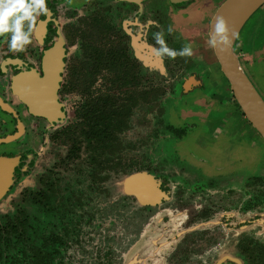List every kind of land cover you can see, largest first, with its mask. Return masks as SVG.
I'll use <instances>...</instances> for the list:
<instances>
[{
	"label": "flooded vegetation",
	"instance_id": "af4514ba",
	"mask_svg": "<svg viewBox=\"0 0 264 264\" xmlns=\"http://www.w3.org/2000/svg\"><path fill=\"white\" fill-rule=\"evenodd\" d=\"M223 1L46 0L48 12L36 17L30 32V42L23 50H10V34H0V134H3L0 136H3L0 138V147L10 146L8 144L20 140H32L39 144V130L52 131L46 136L48 139L54 137L56 132L66 134V129L57 131L55 126L65 113L62 96L69 95L78 86H82L83 90L87 89L91 80L98 77L108 81L111 85L110 93L103 99L78 107L77 122L69 132L77 131L90 139L118 138V134L128 123L131 112L137 107V101L151 102V72L173 79L172 90L178 91L179 103L183 104L187 114L184 118L188 119L180 127L170 128L177 139L175 147L173 146L176 155L188 136L201 124L197 123L196 118L203 119L210 111L212 115L213 109H224L226 112L231 107V113L244 125L242 132H246V127L250 128L264 142V138L249 123L237 104L219 63L217 66L221 76L219 75V84L216 85L217 58L210 43V32L212 18ZM169 28L171 32L168 31ZM158 32L162 33L165 45L176 51L175 56L158 54L157 49L161 46L154 35ZM185 45L191 48V55L179 54V50ZM73 46L80 54L71 57L69 52ZM56 48L62 51V71L59 72L56 88L58 113L49 120L31 110H39L40 107L45 109L51 104L46 101L45 95L51 82L47 84L45 81L48 69L54 65ZM252 84L254 85L253 82ZM257 92L264 100V96L258 90ZM40 95L44 98L43 103L38 101ZM160 96L159 93L157 99ZM205 125L207 124L202 123L201 127ZM212 129L211 134L215 139H209L211 143L219 139L216 137L219 129ZM240 154L243 155H233L228 166L217 167L213 172H205L199 165L192 166L205 180L210 181V184L198 182L190 186L194 191L209 192L211 206L208 205L211 210L206 211L211 216L206 219L211 217V237L208 238L211 240V247L216 246V239L223 237L225 229V233L230 232L226 246L237 247L234 253L229 251V254L213 260L211 264H264V237L258 236L260 229H264L263 173L258 166L250 172L251 167L248 166L251 165L242 162L247 153ZM0 158L14 160L7 177L9 183L1 200L10 192L14 183L26 175L27 170L18 168L20 161H23L22 156L11 151L0 150ZM181 160H184L183 157ZM137 170L123 179V194L133 198L143 208L163 204L169 194H166L162 183L151 170ZM251 175L255 177L251 178L254 180L252 183L248 181ZM130 178V188L126 191L125 180ZM199 195L204 197L206 193L201 192ZM49 199L44 206L47 215L56 213V206H61L51 203L53 200ZM203 200L206 201V198ZM180 209V215L187 218L184 222L186 225L189 208L183 204ZM66 214L67 210L64 216ZM49 216H45L48 222L51 221ZM193 220L189 219L188 224ZM59 224H63V218H60ZM6 229L7 236L3 230L0 233V264H63L62 260L55 262L57 255L60 251H67L71 239L78 237L77 232H73L71 236L68 232L65 234L66 230L62 234L54 231L41 232L37 228V221L27 218L16 220L8 228L6 225ZM188 229L187 226L177 239L178 249L176 247L177 252L171 258L176 264H185L186 253L201 241L198 240L199 235L189 236L188 233L192 232H188ZM37 236L42 238L37 241ZM205 237L206 235L203 239L206 240ZM230 238H234V241ZM11 244L20 251L16 255L7 254L2 259L3 248L9 251ZM97 249V252L87 255L91 260H86L83 264L112 263L109 248ZM236 251L239 253L236 254ZM168 260L169 258L164 264H168Z\"/></svg>",
	"mask_w": 264,
	"mask_h": 264
},
{
	"label": "rangeland",
	"instance_id": "374dc122",
	"mask_svg": "<svg viewBox=\"0 0 264 264\" xmlns=\"http://www.w3.org/2000/svg\"><path fill=\"white\" fill-rule=\"evenodd\" d=\"M69 53L71 57L80 54L75 46ZM234 53L243 71L248 72L247 76L264 96V4L239 32ZM217 63L216 60V85L220 75ZM150 78L151 102L137 101V107L118 138L90 139L80 132H69L77 122L78 107L103 99L110 93L111 85L98 77L91 80L87 89L78 86L69 95L62 96L65 113L55 126L57 131L66 129V134L56 132L48 139L46 136L52 131L39 130V144L20 140L0 147L1 151L22 156L23 161L18 168L27 170L26 175L14 183L10 192L0 200V233L3 230L7 236L6 225L8 228L9 224L24 218L37 221L38 230L44 233L54 231L62 234L66 230L65 234L68 232L71 236L77 232L78 237L71 239L67 251H60L56 257L55 262L62 260L63 264L86 263V260H91L87 255L99 247L110 249V264H164L167 258L168 264H176L171 258L178 249L177 239L187 226L188 232H192L188 233L189 236L199 235L198 240L201 241L191 245L185 264H211L237 248L226 246L230 236V232L225 233L226 229L223 237L216 239V246L211 247L208 239L211 237V217L206 219L211 216L206 211L211 210L209 192L194 191L190 186L198 182L210 184V181L192 166L199 165L205 172H213L217 167L227 165L233 155L242 156L240 153L246 152L249 156H244L242 162L251 165L248 166L251 167L250 172L258 166L264 179V142L250 128L246 127V132H242L244 125L231 113V107L225 108L226 112L213 109L212 115L210 111L203 119L196 118L197 123L207 125H197L176 155L177 139L170 128L180 127L188 119L184 118L187 114L183 104L179 103L178 91L172 90L173 79L158 72H151ZM157 90L161 95L159 99ZM217 122L219 124L216 125ZM212 127L219 129L216 133L219 139L213 143L209 141L215 139L211 134ZM181 155L184 160H181ZM137 168L151 170L162 183L166 194H169L163 204L143 208L123 194V179L138 171ZM251 178L255 177H248L250 183L254 182ZM201 192L206 193V201L199 195ZM49 198L53 200L51 203L61 205L56 206V213H50L52 216L47 215L44 208ZM183 204L189 208L188 218L194 219L190 224L188 219L186 225V216L179 213ZM45 216H49L51 221L48 222ZM60 218H63L62 225V222L59 224ZM258 236L264 237L263 228ZM41 238L37 236V241ZM230 240L234 241V238ZM19 251L13 245L9 251L4 247L2 259Z\"/></svg>",
	"mask_w": 264,
	"mask_h": 264
},
{
	"label": "water",
	"instance_id": "95a60500",
	"mask_svg": "<svg viewBox=\"0 0 264 264\" xmlns=\"http://www.w3.org/2000/svg\"><path fill=\"white\" fill-rule=\"evenodd\" d=\"M263 4L264 0H224L212 18L210 36L212 40L216 20L218 17H222L225 21L230 39L226 47L223 45L213 46L215 56L220 65L221 72L229 83L237 104L240 106L249 123L264 138V100L241 68L238 57L234 53L235 41L239 32ZM54 55V65L48 69L47 80L45 81L47 84L51 82L50 88L47 86L49 90L45 94L46 101L48 100L51 104L47 105L45 109L39 106L42 110H31L49 120L55 116V113H58L56 88L60 77L59 72L62 71L61 49L56 48ZM39 100L40 102L44 100L42 95H40ZM13 164L14 160L0 158V197L4 193L7 183H9L7 177ZM131 179L125 180L124 185L126 191L130 188Z\"/></svg>",
	"mask_w": 264,
	"mask_h": 264
},
{
	"label": "clouds",
	"instance_id": "9594fccd",
	"mask_svg": "<svg viewBox=\"0 0 264 264\" xmlns=\"http://www.w3.org/2000/svg\"><path fill=\"white\" fill-rule=\"evenodd\" d=\"M48 12L46 0H0V34L8 33V47L10 50L21 51L30 42V32L40 14ZM171 32V28L168 29ZM156 42L161 46L157 49L160 55L175 56V50L169 49L163 40L162 33H155ZM210 43L213 46H227L228 36L225 21L218 17L215 23V32ZM180 55H191V48L185 45L179 50Z\"/></svg>",
	"mask_w": 264,
	"mask_h": 264
}]
</instances>
